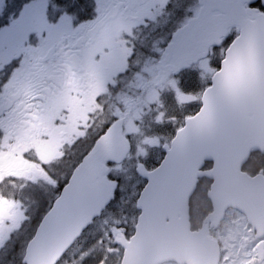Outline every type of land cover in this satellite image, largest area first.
<instances>
[{"label": "snow or ice", "instance_id": "obj_1", "mask_svg": "<svg viewBox=\"0 0 264 264\" xmlns=\"http://www.w3.org/2000/svg\"><path fill=\"white\" fill-rule=\"evenodd\" d=\"M0 264H264V0H0Z\"/></svg>", "mask_w": 264, "mask_h": 264}]
</instances>
